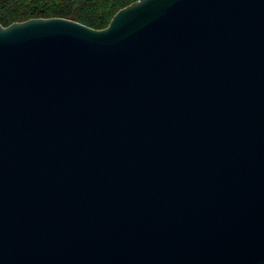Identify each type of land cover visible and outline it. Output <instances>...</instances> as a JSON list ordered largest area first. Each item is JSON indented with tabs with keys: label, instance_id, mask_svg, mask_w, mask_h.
I'll list each match as a JSON object with an SVG mask.
<instances>
[{
	"label": "water",
	"instance_id": "obj_1",
	"mask_svg": "<svg viewBox=\"0 0 264 264\" xmlns=\"http://www.w3.org/2000/svg\"><path fill=\"white\" fill-rule=\"evenodd\" d=\"M0 264H264V0L0 25Z\"/></svg>",
	"mask_w": 264,
	"mask_h": 264
},
{
	"label": "trees",
	"instance_id": "obj_2",
	"mask_svg": "<svg viewBox=\"0 0 264 264\" xmlns=\"http://www.w3.org/2000/svg\"><path fill=\"white\" fill-rule=\"evenodd\" d=\"M136 0H0V25L38 18H63L94 30L108 26L120 9Z\"/></svg>",
	"mask_w": 264,
	"mask_h": 264
}]
</instances>
